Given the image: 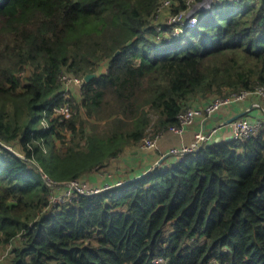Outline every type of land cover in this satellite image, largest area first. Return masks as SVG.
Instances as JSON below:
<instances>
[{
	"label": "trees",
	"instance_id": "16d2710c",
	"mask_svg": "<svg viewBox=\"0 0 264 264\" xmlns=\"http://www.w3.org/2000/svg\"><path fill=\"white\" fill-rule=\"evenodd\" d=\"M166 1L206 0H0V140L23 154L0 152V264H264V124L51 202L196 98L264 86V0H209L194 27L162 22Z\"/></svg>",
	"mask_w": 264,
	"mask_h": 264
},
{
	"label": "built area",
	"instance_id": "2783aa9c",
	"mask_svg": "<svg viewBox=\"0 0 264 264\" xmlns=\"http://www.w3.org/2000/svg\"><path fill=\"white\" fill-rule=\"evenodd\" d=\"M164 5L168 7L169 1L164 2L161 10H164V8H166L164 7ZM209 5H210L209 0H206L203 3L195 5L187 14L170 15L167 21L169 23H174V24L183 23L188 27H194L196 26L199 20V17L197 16L198 11L202 8H205V9L209 8ZM158 29L161 30L160 27H158ZM177 29H181V28H177ZM179 32L180 30L176 33H179ZM62 79L64 81V84L66 81L71 80V78L66 77V76H63ZM79 79L80 80H77V81L80 82L81 89H82L86 81H85V78H79ZM64 90L67 92L66 88ZM250 97H256L258 99V101L254 103V106L264 107V86H257L253 90H243L240 92H234V93L229 94L227 97H223V98H214L210 100L203 107V109L197 108L195 106H191L187 108L186 110L182 111L178 115L179 125L171 126L167 131L178 134V135H183L187 127L191 125L196 120V118L202 113H204L205 116L210 117V116H213L215 113L219 112L223 107L230 106L238 102H242L244 100L249 99ZM59 112L67 113V115L69 116V108H64L60 110ZM263 124H264V121H261L258 119H252L251 117H240L230 123H227L226 127L230 129V132H231L230 139H233V138H241V139L244 138L245 139V138H249V137L257 135L260 132V130L263 128ZM162 133L164 134V131L158 134H155V135L152 134L148 137H145L141 142H143L144 146L147 147L148 149H155L158 146L159 139L163 136ZM216 133H217V128L211 130L210 132L199 131L195 134L194 140L190 144L188 145L182 144L179 146H173L172 148H170L167 154H165L163 157H165L166 155H169V156H173L176 158L174 159V161H179L187 154L198 151L201 147L205 145L216 143L215 141ZM3 148L11 150L23 157V154L16 152L13 149L12 145H8L0 140V152H2ZM157 166L159 165L154 164V166L151 167V169ZM108 176L112 177V174ZM43 177L45 178L46 182L49 185H55L54 188H56V185H58V182L52 180L46 173H43ZM126 181L127 179L125 180L119 179L116 182L106 181L105 183L101 184L102 186L100 188L89 189L87 188V185L84 182H82V179L71 180L67 183H62L64 186L63 190L59 191L56 189L53 192V194L51 195V202L54 204L67 202L68 200H70V198L76 195V193H99L102 191L110 190L111 188L115 186L124 184ZM6 254L7 252H5L1 256V259ZM158 261L161 262V260H158Z\"/></svg>",
	"mask_w": 264,
	"mask_h": 264
},
{
	"label": "crops",
	"instance_id": "0c3cea01",
	"mask_svg": "<svg viewBox=\"0 0 264 264\" xmlns=\"http://www.w3.org/2000/svg\"><path fill=\"white\" fill-rule=\"evenodd\" d=\"M257 101L258 99L256 97H250L249 99L242 102L223 107L219 112L210 117L205 116L204 113H202L191 125L187 127L183 135H178L172 132L165 133L158 143L157 150L151 155H142V153L140 154V152L135 149L130 152L131 155L127 157H121L120 162L117 165L118 168L113 171V174L116 175L118 179L120 176H122L128 180L147 172L151 169V167L154 166V164L161 166L169 164L170 162L174 161V159H176L175 157L169 155L163 157L165 154H167L170 148L182 144H190L194 140L195 134L199 131L210 132L211 130L217 128L215 141L218 142L225 139L229 140L231 137V132L230 129L226 127V124L231 118L240 116L251 117L252 119L264 121V107L254 106V103ZM208 102L209 100L198 97L193 101L192 106L203 109V107ZM121 166H123V168ZM119 168H122L123 171L121 172V169ZM118 173L122 174L118 175ZM94 179V175L91 174L90 180L94 181Z\"/></svg>",
	"mask_w": 264,
	"mask_h": 264
},
{
	"label": "rangeland",
	"instance_id": "374dc122",
	"mask_svg": "<svg viewBox=\"0 0 264 264\" xmlns=\"http://www.w3.org/2000/svg\"><path fill=\"white\" fill-rule=\"evenodd\" d=\"M164 7H166V8H164V10H166L167 9V6L166 5H164ZM170 16V14L168 13V11L166 10L165 11V13L162 15V17H161V21L162 22H167V20H168V17ZM181 31V29H176V32H178V31ZM161 35L162 34H160V38H167L168 37V34H165L164 33V35H163V37H161ZM66 77H69V78H71V80L70 81H66L65 82V88H66V90H67V93H68V95L69 96H72L73 98H76V97H78V95H80L81 94V92H80V89H81V84H80V82H78L77 80H80L78 77H76V76H74V75H71V74H66L65 75ZM64 88V89H65ZM64 108H66V107H64ZM63 108V109H64ZM59 110H62V109H59ZM71 110V109H70ZM58 113V112H57ZM70 115H72V111H70ZM69 115V116H70ZM86 130H87V127H86ZM167 132H169V131H164V134H163V136L165 135V133H167ZM71 135L72 134H67V136H68V138L70 137L71 138ZM151 135V133L150 134H148V136H150ZM148 136H146V137H148ZM162 136V137H163ZM161 137V138H162ZM160 138V139H161ZM160 139H159V141H160ZM83 144V143H82ZM143 145V146H142ZM12 147H13V149L16 151V152H18V153H20V154H22L21 153V151H20V149H19V147L17 146V145H12ZM59 148H60V150H62V146H59ZM137 150L138 152H140V154L142 153V155H151L152 153H154L156 150H157V147L155 148V149H148L147 147H145L144 146V144H143V142H141L139 145H137V146H134V147H131V148H128L126 151H125V153L123 154V155H121L120 157H118V158H115V159H111L110 161H108L107 163H106V165L105 166H103V167H99V168H97L95 171H93V175H94V177H95V179H94V181L93 180H90V178H88L89 176H91V174L90 175H88V176H83L81 179H82V182H84L86 185H87V188H89V189H96V188H100L102 185V181L108 176V175H111V174H113L114 172L113 171H115L118 167H117V165L119 164V162H120V158L121 157H123V156H129V155H131V153L130 152H132L133 150ZM122 168H123V166H121ZM122 168H119V169H121V172L123 171V169ZM116 174H117V171H116ZM120 174H122V173H118V175H120ZM114 178V177H113ZM119 179L120 180H125V178H123L122 176H120L119 177ZM61 190H63V188L62 189H60L59 191H61Z\"/></svg>",
	"mask_w": 264,
	"mask_h": 264
},
{
	"label": "water",
	"instance_id": "95a60500",
	"mask_svg": "<svg viewBox=\"0 0 264 264\" xmlns=\"http://www.w3.org/2000/svg\"><path fill=\"white\" fill-rule=\"evenodd\" d=\"M117 53H119V50L117 51ZM95 76H96L95 73H89V74H87V75L85 76V81H86V82H89V81H90L93 77H95ZM239 117H240V116H235V117L231 118V119L229 120L228 123H230V122H232V121L238 119Z\"/></svg>",
	"mask_w": 264,
	"mask_h": 264
}]
</instances>
